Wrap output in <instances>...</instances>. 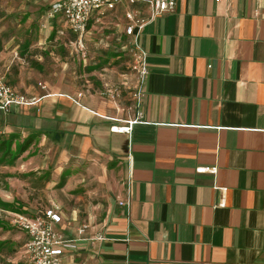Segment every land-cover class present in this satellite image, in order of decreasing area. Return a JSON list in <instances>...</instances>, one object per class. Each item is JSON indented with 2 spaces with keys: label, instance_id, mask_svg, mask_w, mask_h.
I'll return each instance as SVG.
<instances>
[{
  "label": "crops",
  "instance_id": "obj_1",
  "mask_svg": "<svg viewBox=\"0 0 264 264\" xmlns=\"http://www.w3.org/2000/svg\"><path fill=\"white\" fill-rule=\"evenodd\" d=\"M113 20L98 27L119 44ZM138 43L149 69L139 108L78 91L63 73L41 80L29 60L0 51L9 84L40 100L0 111V138L16 142L6 180L40 197L0 216L59 204L54 230L82 243L66 264H264V0H177ZM137 113L130 132L113 129ZM97 234L106 240L90 243Z\"/></svg>",
  "mask_w": 264,
  "mask_h": 264
},
{
  "label": "rangeland",
  "instance_id": "obj_2",
  "mask_svg": "<svg viewBox=\"0 0 264 264\" xmlns=\"http://www.w3.org/2000/svg\"><path fill=\"white\" fill-rule=\"evenodd\" d=\"M64 1L0 0L2 53L16 56L20 59L17 62L29 60V64L41 80L54 76V73L58 75L63 73L65 79L74 83L78 91L118 103H123L124 100L127 103L131 100L133 103L137 79L130 67L131 56L127 51L128 43L121 41L116 44L110 39L113 38L112 36L109 38L106 33H103L105 31L96 26L98 28L92 27V31L81 46L67 26L49 19L53 5ZM111 23H114V20H108V24ZM37 58L42 61L38 62ZM40 63H44L45 68H41ZM0 140L4 139L0 138ZM13 144H16L15 140ZM15 154V149L11 147V156ZM10 160L7 158L5 162ZM6 176V168L0 164V192L14 195L7 197L5 194L3 199L15 201V203L9 205L0 199V203L5 205V207L0 205V210L5 208L17 212L16 203L39 200L40 197L37 195L18 196L15 189L18 184L17 177L8 181ZM44 204H47V201ZM5 215L7 214L2 213L0 221L8 225V221L5 218L2 219ZM21 232L15 226H5L0 222V264H24L22 254L25 242L19 239Z\"/></svg>",
  "mask_w": 264,
  "mask_h": 264
},
{
  "label": "built area",
  "instance_id": "obj_3",
  "mask_svg": "<svg viewBox=\"0 0 264 264\" xmlns=\"http://www.w3.org/2000/svg\"><path fill=\"white\" fill-rule=\"evenodd\" d=\"M219 1V0H216ZM177 0H65L55 3L49 13V19L61 16L70 32L77 38V43L83 46L88 28L91 26H106L108 20H117L115 26L121 30V37L128 43L127 51L131 56V70L135 74L137 83L133 93V104L139 108L143 95V85L149 74L148 53L139 45L138 40L148 24L159 17L175 12ZM43 87L42 84H39ZM82 96L81 94L79 97ZM37 98H29L11 86L6 75L0 72V111L11 113L17 107L37 106ZM141 118L129 121L127 127L119 131L130 132L134 123ZM114 130L116 128H113ZM132 163V161H131ZM131 168V167H130ZM218 168L200 167L198 174L217 173ZM132 178L126 181V198L119 201L127 216L132 206ZM62 207L53 203L44 213L26 214L3 211L11 217L13 226L21 230L26 236L24 254L26 264H66V255L80 251L82 243L65 240L54 230V225L62 220ZM87 226L79 229L84 234ZM105 241L103 234H97L90 239ZM130 241L129 238L125 240Z\"/></svg>",
  "mask_w": 264,
  "mask_h": 264
},
{
  "label": "trees",
  "instance_id": "obj_4",
  "mask_svg": "<svg viewBox=\"0 0 264 264\" xmlns=\"http://www.w3.org/2000/svg\"><path fill=\"white\" fill-rule=\"evenodd\" d=\"M57 17H59V18H61L62 19V17L61 16H57ZM56 17V18H57ZM55 18V19H56ZM54 19V20H55ZM64 22V21H63ZM65 24V23H64ZM66 26V25H65ZM2 49H3V46H2V44H1V42H0V51H2ZM15 140V136H10L9 138H7V139H4V140H0V155H1V157H0V164H3L6 160H7V158H16L17 157V155H13V156H11V147H12V144H13V141ZM32 141H33V138H30L27 142H26V146H28V145H30L31 143H32ZM23 149L24 148H22L20 151H23ZM0 205L1 206H3V207H5V205L4 204H1L0 203Z\"/></svg>",
  "mask_w": 264,
  "mask_h": 264
},
{
  "label": "bare ground",
  "instance_id": "obj_5",
  "mask_svg": "<svg viewBox=\"0 0 264 264\" xmlns=\"http://www.w3.org/2000/svg\"><path fill=\"white\" fill-rule=\"evenodd\" d=\"M115 131L118 132L119 131V128H116Z\"/></svg>",
  "mask_w": 264,
  "mask_h": 264
}]
</instances>
